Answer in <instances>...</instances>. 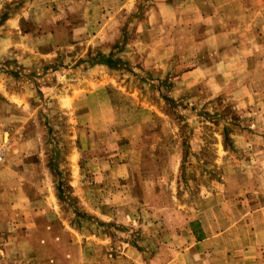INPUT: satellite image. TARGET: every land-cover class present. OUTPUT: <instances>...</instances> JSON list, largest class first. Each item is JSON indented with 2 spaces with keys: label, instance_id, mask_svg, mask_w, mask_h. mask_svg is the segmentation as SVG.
Segmentation results:
<instances>
[{
  "label": "rangeland",
  "instance_id": "rangeland-1",
  "mask_svg": "<svg viewBox=\"0 0 264 264\" xmlns=\"http://www.w3.org/2000/svg\"><path fill=\"white\" fill-rule=\"evenodd\" d=\"M232 9L0 0V264L163 261L264 203V37L230 29L264 17Z\"/></svg>",
  "mask_w": 264,
  "mask_h": 264
},
{
  "label": "crops",
  "instance_id": "crops-1",
  "mask_svg": "<svg viewBox=\"0 0 264 264\" xmlns=\"http://www.w3.org/2000/svg\"><path fill=\"white\" fill-rule=\"evenodd\" d=\"M233 7L238 15L251 13L264 17V0H175L176 12L184 16L227 14L234 11ZM200 20L203 19L199 17ZM251 20L247 25L230 29L239 31L238 36L243 38L240 45L245 46L244 40L249 39L253 52L259 49L264 37V21ZM210 21L222 22L216 17L209 18ZM213 29L218 31L202 42L211 45V49L222 46L220 39L224 35L223 25L216 24ZM237 189L243 187L238 185ZM258 205L247 217H182L185 223L175 235L177 245L172 246L171 242L170 247H163V261L155 255L138 264H264V203Z\"/></svg>",
  "mask_w": 264,
  "mask_h": 264
}]
</instances>
